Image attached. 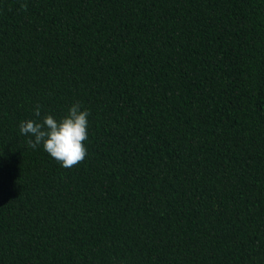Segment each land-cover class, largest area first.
<instances>
[{
    "label": "trees",
    "instance_id": "16d2710c",
    "mask_svg": "<svg viewBox=\"0 0 264 264\" xmlns=\"http://www.w3.org/2000/svg\"><path fill=\"white\" fill-rule=\"evenodd\" d=\"M0 264H264V0H0Z\"/></svg>",
    "mask_w": 264,
    "mask_h": 264
},
{
    "label": "clouds",
    "instance_id": "9594fccd",
    "mask_svg": "<svg viewBox=\"0 0 264 264\" xmlns=\"http://www.w3.org/2000/svg\"><path fill=\"white\" fill-rule=\"evenodd\" d=\"M21 7L27 10V5ZM79 102L74 103L65 117L57 120L47 114L42 119L22 121L19 126L21 135L29 137L27 144L35 149L42 145L43 150L65 169L83 163L88 155L85 142L88 140V110H81ZM34 116L41 117V106L34 109Z\"/></svg>",
    "mask_w": 264,
    "mask_h": 264
}]
</instances>
